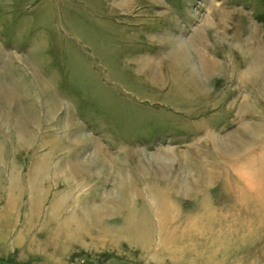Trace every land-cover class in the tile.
<instances>
[{"label": "rangeland", "instance_id": "rangeland-1", "mask_svg": "<svg viewBox=\"0 0 264 264\" xmlns=\"http://www.w3.org/2000/svg\"><path fill=\"white\" fill-rule=\"evenodd\" d=\"M0 264H264V0H0Z\"/></svg>", "mask_w": 264, "mask_h": 264}, {"label": "bare ground", "instance_id": "bare-ground-1", "mask_svg": "<svg viewBox=\"0 0 264 264\" xmlns=\"http://www.w3.org/2000/svg\"><path fill=\"white\" fill-rule=\"evenodd\" d=\"M8 94V93H7ZM5 95H6V93H5ZM10 99H12V97H10V96H6V99H5V104H8L7 102L8 101H10ZM113 205V207L114 206H116V209L117 208H120V205H121V202L119 201V200H115V201H110V204H109V206H107V208H105L106 210H105V215H108L109 216V214H112V210L110 209V206H112ZM131 212V211H130ZM132 214V213H131ZM8 216V215H7ZM186 225H187V223H186ZM137 229V228H136ZM139 231H141V230H139ZM137 233H139V232H137ZM142 233V232H141Z\"/></svg>", "mask_w": 264, "mask_h": 264}]
</instances>
